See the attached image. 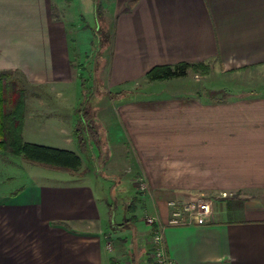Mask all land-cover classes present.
<instances>
[{
  "label": "crops",
  "instance_id": "0c3cea01",
  "mask_svg": "<svg viewBox=\"0 0 264 264\" xmlns=\"http://www.w3.org/2000/svg\"><path fill=\"white\" fill-rule=\"evenodd\" d=\"M70 1L0 0V72H13L45 96L63 95L60 89L75 78L76 45L65 19ZM104 3L111 45L102 65L109 88L123 96L156 84L174 87L166 97L124 98L113 115L108 106L94 108L109 150L105 167L128 164L133 181L145 182L147 190L132 183L143 196L133 197V211L126 200L115 220L109 198L86 174L85 159L64 148L76 147L79 122L62 114L65 104L37 103L39 95L24 90L25 141L42 145L32 138L43 122L56 143L43 146L76 153L82 167L69 180L0 181V264H155L158 231L175 264H264V84L239 96L208 87L212 70L218 80L264 71V0ZM183 63L209 66V72L189 68L178 78H146L155 67ZM111 118L121 140L104 126ZM110 144L133 146L131 157L114 162ZM201 197L212 206L207 224L168 225L170 201L185 205Z\"/></svg>",
  "mask_w": 264,
  "mask_h": 264
},
{
  "label": "rangeland",
  "instance_id": "374dc122",
  "mask_svg": "<svg viewBox=\"0 0 264 264\" xmlns=\"http://www.w3.org/2000/svg\"><path fill=\"white\" fill-rule=\"evenodd\" d=\"M104 1L105 0H73L70 7L68 9L65 8V19L68 25V32L70 34L69 38L72 39V44H75L76 46L72 49L74 61L72 67L75 78L71 85L63 86L62 89H60V93L63 92V95H59V93H51V95L45 96L43 95L44 90L40 88H30L29 84L22 79L15 80L18 82L19 86L26 91V93H36L39 95V100H37L40 102L37 103H45L47 105L65 104L62 114L66 117L75 118L76 121L79 122L80 126L77 127V129L83 128L81 130V143L77 139L76 135V147H74L75 145L71 147V145L67 144L65 145L67 147L64 148H74L76 152H79V154L85 159V163L87 164L86 174L89 180L92 182L93 186L98 189L99 193L103 192L105 197L109 198V203L115 209L112 215L116 217V213L118 210H121L126 200L129 202L131 200L132 202L133 197L142 198L141 196H143V194L136 191L139 189V183L138 181H133V173H131V169L128 164H119L118 166H115L114 168H116V171L112 170L113 173L105 167L109 157V150L107 149V144L104 142L105 132L100 129L101 125L99 126L95 123L96 119L101 121L103 118L98 116L99 111L95 112L94 108L96 106H99V108H105L108 106L109 109L106 113L113 115L114 106H118L120 101L124 98L139 99L144 95L152 96L153 93H155L154 96L160 95V97H166L168 90L174 89V87L156 84V86H150L148 90L145 89L142 91H136L133 95L131 93L126 95L123 94L124 97L118 92L119 90L109 88L107 74L105 77L107 67L105 69V67L100 64L103 62L104 54L103 56H100V47L97 39L101 21L97 18L96 10L97 7H102L104 14L106 13L104 7L106 2L104 3ZM69 2L71 1L65 0V3ZM82 7L84 18L81 17ZM105 20L107 25L110 27V24L107 22V14L105 15ZM110 45H108V49L105 50L104 53L109 52ZM77 46L79 48H77ZM87 54L89 55L85 57ZM207 72H209V66H206V68L201 71L204 75ZM214 73L217 72L212 70V78L210 79L212 83H209L208 87H224L229 89L228 93L236 94L238 96L248 93L250 89L254 90L264 84V71L247 72L244 76V73L242 75L229 74L222 80H218L221 77L219 75H215ZM192 76L195 79L198 78L195 77L194 74H192ZM30 86L35 87L33 85ZM35 102V97L29 96V105H33L32 103ZM38 114L41 116V112ZM88 119H90V121ZM110 121L106 123L104 122L106 130H112L111 134L114 133V135L119 133V139L121 140L122 136L121 131L118 130L119 127L117 128V125L115 124V121L113 122L112 118ZM87 122H90L93 126L95 125L94 127H96L99 132L100 143H98V145L95 144L94 138L90 137V131L88 130V125L90 123L87 125ZM42 123L43 122H39V125L35 127L36 129H33L35 130V134L33 135L34 137L28 138H32L42 145L56 144L51 141L53 140L52 138H54V134L49 128L40 127ZM93 126L91 125L90 127L94 129ZM58 145L60 144L58 143ZM110 149L112 156H114V162H118L119 155L123 157L127 154L131 157L133 152V146L130 147L129 145H125L124 148H119L114 144H110ZM86 156H88V158H86ZM0 158V181L3 182L10 179L9 182L11 184H7V186H19L21 183L27 182L29 179H33L35 182L70 179V172L62 171L44 164L30 162L23 157H18L2 150H0ZM14 161L15 163H13ZM137 178L138 176L136 177V180ZM132 183L135 184L138 189L134 187ZM115 220H117V217ZM146 220H148V218H146Z\"/></svg>",
  "mask_w": 264,
  "mask_h": 264
},
{
  "label": "trees",
  "instance_id": "16d2710c",
  "mask_svg": "<svg viewBox=\"0 0 264 264\" xmlns=\"http://www.w3.org/2000/svg\"><path fill=\"white\" fill-rule=\"evenodd\" d=\"M97 18L101 21L98 30V45L100 49V56H103L108 45L111 43V33L109 25L105 20L104 10L97 7ZM103 23V24H102ZM102 65V63H100ZM192 68L199 70L206 68L205 65H190L183 63L170 66H159L153 68L146 75L147 80L151 82L164 81L168 79L178 78L186 75V71ZM26 110V93L22 89L13 76V72H0V150L8 152L9 154L23 157L24 159L44 164L50 167L57 168L62 171L70 173L78 172L82 167V159L79 155L72 151L61 150L43 145L28 143L23 138V127ZM90 121V119H88ZM92 122V121H91ZM90 122H87V125ZM93 124L88 125L90 137L94 138L95 144L98 145L99 133ZM79 123L77 127H79ZM77 139L80 141L82 137L81 130L77 129ZM86 130V129H85ZM137 199H133L130 204V209L133 211L137 204Z\"/></svg>",
  "mask_w": 264,
  "mask_h": 264
},
{
  "label": "built area",
  "instance_id": "2783aa9c",
  "mask_svg": "<svg viewBox=\"0 0 264 264\" xmlns=\"http://www.w3.org/2000/svg\"><path fill=\"white\" fill-rule=\"evenodd\" d=\"M139 190H147L145 182L141 181L139 183ZM223 196L226 197L227 194H223ZM169 207L172 209L168 221L169 226H181L186 224L204 225L209 222L212 215L211 203L203 197L185 205H178L176 201H170ZM148 223L153 224L154 219L148 218ZM153 245L154 250L152 257L155 264H175L166 252L165 240L161 231H158L153 237Z\"/></svg>",
  "mask_w": 264,
  "mask_h": 264
}]
</instances>
